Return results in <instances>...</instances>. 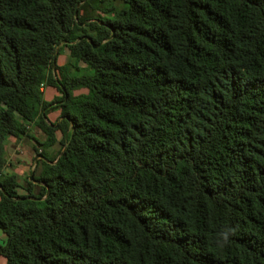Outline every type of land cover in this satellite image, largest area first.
Segmentation results:
<instances>
[{"label":"trees","instance_id":"trees-1","mask_svg":"<svg viewBox=\"0 0 264 264\" xmlns=\"http://www.w3.org/2000/svg\"><path fill=\"white\" fill-rule=\"evenodd\" d=\"M0 231L4 264H264V0H0Z\"/></svg>","mask_w":264,"mask_h":264},{"label":"crops","instance_id":"crops-1","mask_svg":"<svg viewBox=\"0 0 264 264\" xmlns=\"http://www.w3.org/2000/svg\"><path fill=\"white\" fill-rule=\"evenodd\" d=\"M63 56H64L63 60L62 59L60 60L58 57L57 59L58 64H63L67 61L66 56L68 55L66 52H64ZM46 89L49 90V93L45 95L44 93ZM57 94L58 92L52 87L43 88V96H44V99L47 101L51 100ZM58 115H59V111L53 110L47 114V118L50 122H54L57 120ZM29 133L32 136H35L36 138L40 140L44 138L41 131H39L35 127H31ZM59 137H60V134L58 133L57 138ZM35 144L37 145L35 140H33L30 137H26V136L22 137L20 140H16L14 137H10L7 140V143L5 145V156L7 159L6 170L10 173L15 174L17 176L18 181H19V176L24 175L26 163H30V162H31V169L28 173L29 175L27 176L31 177V171L33 170L34 166L37 163V160L39 159V156L36 155L34 151ZM58 148H59V144L55 143L48 149V151L53 152V151H56ZM13 156L17 158V161L19 163L15 164V162H13L12 160ZM19 192L23 193V190L19 189ZM3 239H4V235L0 231V241H2ZM4 263H5V259L3 256L0 255V264H4Z\"/></svg>","mask_w":264,"mask_h":264},{"label":"rangeland","instance_id":"rangeland-1","mask_svg":"<svg viewBox=\"0 0 264 264\" xmlns=\"http://www.w3.org/2000/svg\"><path fill=\"white\" fill-rule=\"evenodd\" d=\"M108 4H109V3H108ZM113 4L116 6V8H119V7H121V5H122L121 2H113ZM105 5H107V3H106ZM105 15H106V14H105ZM107 15H108V14H107ZM64 52L67 53L66 49H64L63 52H62V54L59 56V59H60V60H61V59L63 60V58H64V56H63ZM66 59H68V56H66ZM48 93H49V90L46 89L44 94L46 95V94H48ZM53 152H54V151H53ZM53 152H50L51 155L53 154ZM12 160H13V162H15V164L19 163V162L17 161V158H15L14 156L12 157ZM25 166H26V167H25L24 175H23V176H19V182H20L21 184L24 183V180L26 179L27 175H29L28 173H29V171H30V169H31V162H30V163H26Z\"/></svg>","mask_w":264,"mask_h":264}]
</instances>
